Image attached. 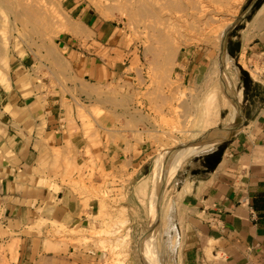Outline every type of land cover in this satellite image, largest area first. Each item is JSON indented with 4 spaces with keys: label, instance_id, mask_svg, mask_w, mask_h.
<instances>
[{
    "label": "crops",
    "instance_id": "1",
    "mask_svg": "<svg viewBox=\"0 0 264 264\" xmlns=\"http://www.w3.org/2000/svg\"><path fill=\"white\" fill-rule=\"evenodd\" d=\"M70 40L16 58L0 88V264H95L54 236L98 213L71 180L113 198L148 162L156 102L150 79L132 75L118 27L84 14ZM227 50L240 68L239 113L183 162L160 213L176 229L175 264H264V71L254 77L243 64L264 66V4ZM80 109L94 117V143Z\"/></svg>",
    "mask_w": 264,
    "mask_h": 264
},
{
    "label": "rangeland",
    "instance_id": "2",
    "mask_svg": "<svg viewBox=\"0 0 264 264\" xmlns=\"http://www.w3.org/2000/svg\"><path fill=\"white\" fill-rule=\"evenodd\" d=\"M262 4L264 0H0V88H7L16 58L54 51L76 36L82 15L92 14L118 27L126 58L135 66L132 75L150 79L156 102L144 170H135L132 181H121L129 189L113 198L105 185L93 188L84 179L71 180L85 206L98 201V213L89 226L59 227L55 237L88 253L95 264H175L176 229L160 222V213L175 198L167 188L183 162L201 149V143L190 144L207 140L232 113H239L240 104L231 96L241 89L240 68L227 47ZM243 64L254 77L264 71L257 58L252 67ZM210 92L216 94V104L209 109ZM207 108L213 111L210 118ZM79 116L84 139L94 143V117L82 109ZM86 153L92 157L89 148ZM178 158L176 171L167 175ZM165 173L170 179L162 181Z\"/></svg>",
    "mask_w": 264,
    "mask_h": 264
},
{
    "label": "bare ground",
    "instance_id": "3",
    "mask_svg": "<svg viewBox=\"0 0 264 264\" xmlns=\"http://www.w3.org/2000/svg\"><path fill=\"white\" fill-rule=\"evenodd\" d=\"M215 96H216V94L215 93H213V92H210L209 94H208V96L206 97L207 99H206V103L208 104L207 106H208V108L210 109V105H214V104H216L215 103ZM223 102V101H222ZM217 106V105H216ZM223 106V105H222ZM207 108V109H208ZM209 109H208V111L206 110V117H207V115L209 116V118H210V115L212 116V114H211V112H213V111H211V112H209ZM220 110H218V111H216V116L219 114L218 112H219ZM215 113V112H214ZM216 118V117H215ZM211 140H212V138H211ZM213 141V140H212ZM202 144H204V143H202ZM201 144V145H202ZM195 146V145H194ZM199 147V146H198ZM195 148V147H194ZM196 148H197V146H196ZM195 148V149H196ZM194 149V150H195ZM199 149V148H198ZM191 152H193V151H191ZM172 158V157H171ZM170 158V159H171ZM175 158V157H174ZM179 159L180 158H178V160L172 165L173 167L171 168V170L169 171V172H167V175H168V173H170L171 171H172V169L173 170H175L174 168H176V166L178 165V163H179ZM171 161H174V160H171ZM171 163V162H170ZM178 167V166H177ZM155 168H158V167H155ZM169 169V168H168ZM159 171V170H158ZM176 171V170H175ZM173 173H175V172H173ZM156 174H158V173H156ZM155 174V175H156ZM171 174V173H170ZM164 174H162V176H163ZM166 173H165V176L161 179V180H163V179H165L166 178ZM174 175V174H173ZM157 176V175H156ZM172 176V175H171ZM168 178L167 179H170L169 178V176H167ZM157 178V177H156ZM156 178H155V182H156ZM161 178V177H160ZM172 179V178H171ZM160 180V181H161ZM169 181H171V180H169ZM162 182V181H161ZM167 182H168V180H167ZM158 184V183H157ZM167 184V183H166ZM156 185V184H155ZM157 188V187H156ZM152 189H153V187H152ZM157 190V189H156ZM184 195V194H183ZM156 220V219H155Z\"/></svg>",
    "mask_w": 264,
    "mask_h": 264
},
{
    "label": "water",
    "instance_id": "4",
    "mask_svg": "<svg viewBox=\"0 0 264 264\" xmlns=\"http://www.w3.org/2000/svg\"><path fill=\"white\" fill-rule=\"evenodd\" d=\"M225 33H227V31L225 32ZM221 63H222V68H223V66H224V60H222L221 61ZM231 96V95H230ZM231 98H232V100L237 104V100L234 98V96L232 97L231 96ZM204 139H205V137L203 138V140H198V141H194V142H192L190 145H192V146H194V145H198V143H202L203 141H204ZM162 181H165V179H163ZM164 183V182H163ZM162 184V183H161ZM160 196H161V193H160V191L158 192V194H157V203L159 204V202H160ZM156 203V204H157ZM157 206V205H156ZM157 208V207H156Z\"/></svg>",
    "mask_w": 264,
    "mask_h": 264
},
{
    "label": "built area",
    "instance_id": "5",
    "mask_svg": "<svg viewBox=\"0 0 264 264\" xmlns=\"http://www.w3.org/2000/svg\"><path fill=\"white\" fill-rule=\"evenodd\" d=\"M215 221H216V219H215ZM215 221H213L211 224H214V225L217 224V223H215Z\"/></svg>",
    "mask_w": 264,
    "mask_h": 264
}]
</instances>
